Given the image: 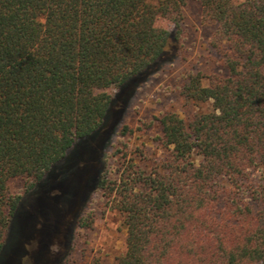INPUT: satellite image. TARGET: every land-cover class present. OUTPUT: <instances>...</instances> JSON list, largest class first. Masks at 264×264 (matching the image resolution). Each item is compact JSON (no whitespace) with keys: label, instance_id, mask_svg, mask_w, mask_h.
<instances>
[{"label":"trees","instance_id":"16d2710c","mask_svg":"<svg viewBox=\"0 0 264 264\" xmlns=\"http://www.w3.org/2000/svg\"><path fill=\"white\" fill-rule=\"evenodd\" d=\"M192 2L226 74L190 75V112L157 118L163 153L132 157L122 115L186 38ZM96 192L124 220L114 264H264V0H0V264L16 228L23 249L60 229L69 255Z\"/></svg>","mask_w":264,"mask_h":264},{"label":"rangeland","instance_id":"374dc122","mask_svg":"<svg viewBox=\"0 0 264 264\" xmlns=\"http://www.w3.org/2000/svg\"><path fill=\"white\" fill-rule=\"evenodd\" d=\"M151 2L157 4L159 0H151ZM156 27L172 34L175 32L173 23L167 17H158ZM183 28L186 38L175 44L172 43V39L170 40L175 50L169 62L136 91L122 115L119 126L128 124L135 129L132 136L124 139L133 152L132 157L139 156L138 158L145 159L144 156L149 152H154L156 156L163 153L156 141L159 135L157 118L166 112H179L182 115L190 112V108L184 107L180 95L181 88L190 75L226 74V70L213 61L217 53L211 45V40L216 25L203 21L202 9L198 4L192 2L184 8ZM204 84H208V79L204 80ZM116 92L115 89L109 90V93L113 95ZM194 109L207 112L211 110V105L204 104ZM117 142L118 135L114 134L108 151ZM114 171L113 166V176ZM82 187L85 188L83 183L74 199L75 206H78L84 196L85 190L82 191ZM10 189L14 193L22 194L23 182L12 181ZM55 192V195L59 193V191ZM49 197L47 199L50 200ZM86 213L93 214V226L91 228L74 227L69 255L68 250L66 252L67 241L57 237L61 230L58 229L57 232L51 230L49 225L38 226L36 235L30 234V229H27L30 238L26 239V244L23 242L26 249L22 247V236L19 237V231L16 228L10 238L5 256L9 259L14 258L11 264H62L63 257L66 264H91L96 259L105 264H114L116 259L126 251L127 234L123 227L122 215L106 207L100 193L97 192L89 200ZM58 238L59 241H57ZM7 258L2 264H9Z\"/></svg>","mask_w":264,"mask_h":264}]
</instances>
